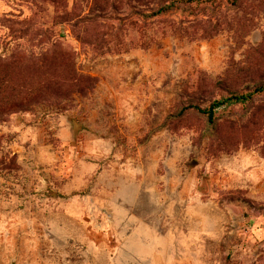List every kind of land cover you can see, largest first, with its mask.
Listing matches in <instances>:
<instances>
[{
	"label": "rangeland",
	"instance_id": "obj_1",
	"mask_svg": "<svg viewBox=\"0 0 264 264\" xmlns=\"http://www.w3.org/2000/svg\"><path fill=\"white\" fill-rule=\"evenodd\" d=\"M261 85L264 0H0V264H264Z\"/></svg>",
	"mask_w": 264,
	"mask_h": 264
},
{
	"label": "trees",
	"instance_id": "obj_2",
	"mask_svg": "<svg viewBox=\"0 0 264 264\" xmlns=\"http://www.w3.org/2000/svg\"><path fill=\"white\" fill-rule=\"evenodd\" d=\"M187 3H192L195 0H183ZM171 6H166L162 8L161 12H167L170 10ZM264 93V85L258 86L252 91H248L242 94H235L230 97H228L225 100L217 101L214 104L211 105V107L208 110H200V112H203L208 115L210 120L214 119L215 116V110L218 108L224 106L225 104L234 105L239 103H247L250 102L256 95ZM16 99V98H15ZM14 99V100H15ZM12 100V97L5 96L2 93H0V121H4L5 117L18 111V108H16L17 101ZM17 100V99H16Z\"/></svg>",
	"mask_w": 264,
	"mask_h": 264
}]
</instances>
